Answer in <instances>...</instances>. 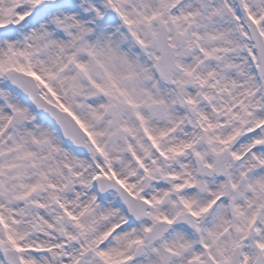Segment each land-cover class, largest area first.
<instances>
[{"label": "snow or ice", "instance_id": "obj_1", "mask_svg": "<svg viewBox=\"0 0 264 264\" xmlns=\"http://www.w3.org/2000/svg\"><path fill=\"white\" fill-rule=\"evenodd\" d=\"M0 264H264V0H0Z\"/></svg>", "mask_w": 264, "mask_h": 264}]
</instances>
